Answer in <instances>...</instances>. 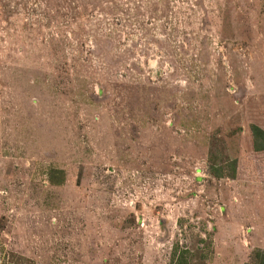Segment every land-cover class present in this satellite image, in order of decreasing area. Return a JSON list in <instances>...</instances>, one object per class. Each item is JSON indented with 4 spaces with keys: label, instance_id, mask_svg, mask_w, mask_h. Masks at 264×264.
Here are the masks:
<instances>
[{
    "label": "rangeland",
    "instance_id": "374dc122",
    "mask_svg": "<svg viewBox=\"0 0 264 264\" xmlns=\"http://www.w3.org/2000/svg\"><path fill=\"white\" fill-rule=\"evenodd\" d=\"M253 125L264 0H0V264H253Z\"/></svg>",
    "mask_w": 264,
    "mask_h": 264
},
{
    "label": "trees",
    "instance_id": "16d2710c",
    "mask_svg": "<svg viewBox=\"0 0 264 264\" xmlns=\"http://www.w3.org/2000/svg\"><path fill=\"white\" fill-rule=\"evenodd\" d=\"M251 132H252L253 139H254V145L253 146H254L255 155H256L257 159L261 163L264 164V130L261 129L259 126L253 125V126H251ZM230 166L232 167L233 172H234V174L231 177L235 178L236 174H237V163L235 162ZM60 172H61L60 174H62V176H63L62 180L60 179V181L63 182V180L65 179L64 172L63 171H60ZM213 173L217 177H221V176L225 177V176H223L222 173H219V170H217L215 168L213 169ZM59 184H61V182ZM175 255H176V253H175ZM263 255L264 254H260L257 251V253H255V255H253L251 257L253 264H264V256ZM182 260H183V258L180 257L179 263H181Z\"/></svg>",
    "mask_w": 264,
    "mask_h": 264
}]
</instances>
